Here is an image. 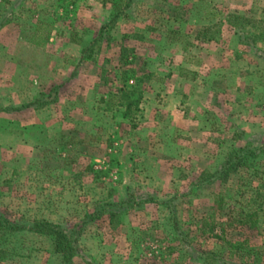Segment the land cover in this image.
<instances>
[{
	"label": "rangeland",
	"instance_id": "1",
	"mask_svg": "<svg viewBox=\"0 0 264 264\" xmlns=\"http://www.w3.org/2000/svg\"><path fill=\"white\" fill-rule=\"evenodd\" d=\"M73 1L0 0V105L47 103L0 111V213L77 233L73 264H264V215L236 221L263 178L208 176L231 149L264 145V0H134L82 64L67 37H97L110 5ZM126 84L141 95L130 117ZM4 247L0 264H62L44 235Z\"/></svg>",
	"mask_w": 264,
	"mask_h": 264
},
{
	"label": "trees",
	"instance_id": "2",
	"mask_svg": "<svg viewBox=\"0 0 264 264\" xmlns=\"http://www.w3.org/2000/svg\"><path fill=\"white\" fill-rule=\"evenodd\" d=\"M67 0H61L64 2ZM104 6L110 5V13L105 20V22L101 25L99 33L97 37L90 41H86V39L79 34L73 33V40H78L82 45V58L81 61H90L93 59L95 55V44L100 43L102 40V36L105 31H109L114 28L117 23L125 18L128 15V10L131 8L134 0H100ZM77 2V0L73 1V4ZM47 29H45L43 33V42L48 40L52 34V26L46 23H43ZM172 33H177V31H172ZM178 34V33H177ZM210 39V38H209ZM128 71L126 75H128ZM132 73V69L130 73ZM125 82L129 81L130 76H125ZM107 103H111L115 101L118 97L115 93H108ZM122 97L120 100V105L124 108V115L126 117H130V112H137L140 108L141 95L137 90L136 86H130L126 84V87L122 89ZM36 102V101H35ZM37 104V102H36ZM261 152L264 153V145L256 150L250 145H245L243 147L233 148L228 154L225 162L222 167L216 170L214 173H210L208 176L210 179H221L223 181H227L229 176L232 173H235L240 167L244 166L248 168L251 172L250 175L263 178V182L257 188L256 195L252 198L251 203L248 204L249 211L241 212L239 219H236L237 223L249 225L251 228L258 227L260 224V216L264 215V173L259 170V156ZM226 194L223 192L216 193L213 198L214 203V212L209 215L210 221L205 218L203 220L202 225L211 226L210 229L213 230V225H215V214L224 209V205L226 204ZM128 201H122L117 207L122 208L123 204H126ZM103 213V212H102ZM102 213L99 216H102ZM117 211H111V221L112 218L118 217ZM86 218L95 219V215H86ZM34 233L39 235H44L50 238L52 241L53 251L60 255L62 258V264H73L74 259L79 256L80 246H79V238L77 233L72 231L71 229H66L62 225L55 224L45 219L35 220L30 224L20 223L17 221H12L2 213H0V255H4L7 253V245L11 243L13 237L22 234V233ZM3 246V247H2ZM87 264H94L91 261H88Z\"/></svg>",
	"mask_w": 264,
	"mask_h": 264
},
{
	"label": "crops",
	"instance_id": "3",
	"mask_svg": "<svg viewBox=\"0 0 264 264\" xmlns=\"http://www.w3.org/2000/svg\"><path fill=\"white\" fill-rule=\"evenodd\" d=\"M101 5H102L103 8L107 7V5L104 6L103 3ZM107 10H108L107 15H105V17L103 18L101 24H103L105 22V20L107 19L108 15L110 13V7H107ZM47 24H49V23H47ZM79 36H81V35H79ZM53 39L54 38H53V33H52L51 36L49 37V39L46 40L45 43H48V42L52 41ZM66 41H67L66 43L68 44L67 45L68 48L72 47L73 49L75 48L76 51H77L76 53H74V56H75L77 64H79V63L82 64L84 62V60L81 61V58H82V45L80 44V42L78 40H73L72 33L69 34V36L67 37ZM38 47H40V46H38ZM67 58H68V56H67ZM64 82H66V81H64ZM63 87H64V85L61 83L59 88L62 89ZM34 96L29 97V95H28L27 101L25 103L21 104V105H12L10 107H5V108L2 105H0V111H21V112L24 111L25 112V111H29L32 108L45 107V104L47 105V103H40V101L37 99L38 95L35 98H34ZM103 96H104V99L102 98L101 101H107V99H105L106 95H103ZM35 101L37 102V104H36Z\"/></svg>",
	"mask_w": 264,
	"mask_h": 264
}]
</instances>
